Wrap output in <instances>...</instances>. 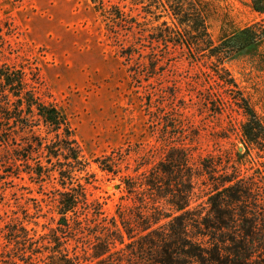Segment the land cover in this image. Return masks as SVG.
Listing matches in <instances>:
<instances>
[{
    "label": "rangeland",
    "instance_id": "1",
    "mask_svg": "<svg viewBox=\"0 0 264 264\" xmlns=\"http://www.w3.org/2000/svg\"><path fill=\"white\" fill-rule=\"evenodd\" d=\"M194 2L214 42L263 20L250 0ZM148 3L0 0V67L20 70L27 91L41 103L65 112L88 163L81 183L92 210L80 206L71 219L88 232L103 224L100 213L117 215L122 227L137 212L133 195L124 185L119 188L121 180L102 171L96 160L115 155L121 163L119 176L124 178L155 168L174 143L171 120L178 122L172 132L179 134L178 141L197 173L189 208L198 215L205 214L209 191L204 166H217L223 173L224 167L237 163V153H245L241 124L246 117L233 103V93L212 79L203 66H192L181 50L163 57V46H151L142 31L130 33L127 25L112 16L121 9L142 22L150 11ZM152 48L162 61L156 75L147 74L144 63ZM129 50L133 56L120 57ZM226 65L264 127V40ZM220 98L232 105L217 113ZM11 138L0 142V225L29 213L40 216L32 219L30 227L42 231V225H52L51 198L61 189L51 184L42 189L32 183L33 178L24 173L25 163L14 161L17 155L27 156L17 151L21 139ZM242 161L244 167L256 168L257 152L251 150ZM8 246L3 242L0 254Z\"/></svg>",
    "mask_w": 264,
    "mask_h": 264
},
{
    "label": "trees",
    "instance_id": "2",
    "mask_svg": "<svg viewBox=\"0 0 264 264\" xmlns=\"http://www.w3.org/2000/svg\"><path fill=\"white\" fill-rule=\"evenodd\" d=\"M148 1L150 11L142 22L121 9L112 16L127 25L130 33L142 31L151 46H163V57L181 50L192 66H203L212 79L233 93V103L246 117L241 124L245 153H237V163L224 167L223 173L217 166H204L209 191L205 214L198 215L189 208L197 173L178 141L179 134L172 132L178 122L171 120L174 143L155 168L124 178L119 176L121 163L115 155L96 160L102 171L121 180L119 188L124 185L133 195L137 212L122 227L117 215L100 213L103 224L88 232L71 220L77 208L91 211L92 206L81 183L88 163L67 115L27 91L20 70L0 67V142L20 138L17 151L27 156L17 155L14 161L24 162V173L42 189L49 184L61 189L51 198L55 215L49 217V228L30 227L36 214L29 213L0 225V245H9L0 254V264H264V127L226 67L229 60L264 40V0H250L262 22L218 42L210 37L194 0ZM131 56L130 50L120 54ZM161 62L152 48L144 62L147 74H160ZM219 100L217 113L232 105L224 98ZM251 150L259 158L256 168L243 166L242 159Z\"/></svg>",
    "mask_w": 264,
    "mask_h": 264
},
{
    "label": "water",
    "instance_id": "3",
    "mask_svg": "<svg viewBox=\"0 0 264 264\" xmlns=\"http://www.w3.org/2000/svg\"><path fill=\"white\" fill-rule=\"evenodd\" d=\"M115 188H117V186Z\"/></svg>",
    "mask_w": 264,
    "mask_h": 264
}]
</instances>
